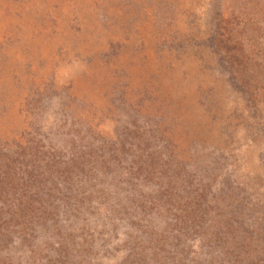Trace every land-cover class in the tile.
Returning <instances> with one entry per match:
<instances>
[{"label":"rangeland","instance_id":"1","mask_svg":"<svg viewBox=\"0 0 264 264\" xmlns=\"http://www.w3.org/2000/svg\"><path fill=\"white\" fill-rule=\"evenodd\" d=\"M0 264H264V0H0Z\"/></svg>","mask_w":264,"mask_h":264}]
</instances>
